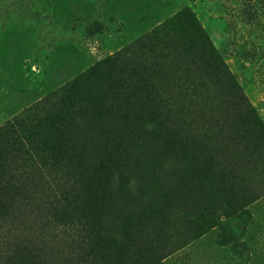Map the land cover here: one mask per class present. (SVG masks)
Masks as SVG:
<instances>
[{
    "label": "rangeland",
    "instance_id": "rangeland-1",
    "mask_svg": "<svg viewBox=\"0 0 264 264\" xmlns=\"http://www.w3.org/2000/svg\"><path fill=\"white\" fill-rule=\"evenodd\" d=\"M89 71L70 151L0 142V264H264V0H0V129Z\"/></svg>",
    "mask_w": 264,
    "mask_h": 264
},
{
    "label": "trees",
    "instance_id": "trees-1",
    "mask_svg": "<svg viewBox=\"0 0 264 264\" xmlns=\"http://www.w3.org/2000/svg\"><path fill=\"white\" fill-rule=\"evenodd\" d=\"M101 66L111 72L115 82H117L118 89H126L131 92L134 90V81L136 78L140 77L143 72V67L141 65L134 62H126L118 55L109 57ZM94 76V71H89L83 73L64 86L62 94L58 97L59 102L62 104L60 109L46 114L33 115L26 121L18 120L0 129V142L7 145L12 140H21L23 136H25L26 139H33L39 136L44 138V140H48L47 143L43 145V150L57 153L60 157L70 151L73 145L74 128L76 124L91 111L93 104L99 103V97L92 88V79ZM139 98L140 97H138V104L135 109L132 110L130 114H127V119L125 120L127 124L124 125L130 126L135 120L140 121L142 115H140L139 112L141 111L143 113L144 110H147L145 107L148 105V100H139ZM139 102L141 108H138ZM148 112L151 116H154L156 113L155 110H149ZM115 118L121 122L124 121L122 117L119 119L118 116H115ZM142 122H146L144 117ZM21 131L26 132L22 135ZM1 188H3V191L5 188H8L10 192L13 190L14 186L7 184ZM1 210H6V207L3 206ZM106 248H108V254L102 252V255L104 259H109L108 255L110 254L111 247L106 246ZM115 249L117 254L115 256L121 257L124 248Z\"/></svg>",
    "mask_w": 264,
    "mask_h": 264
},
{
    "label": "bare ground",
    "instance_id": "bare-ground-1",
    "mask_svg": "<svg viewBox=\"0 0 264 264\" xmlns=\"http://www.w3.org/2000/svg\"><path fill=\"white\" fill-rule=\"evenodd\" d=\"M26 204H27V203H26ZM26 204H25V205H26Z\"/></svg>",
    "mask_w": 264,
    "mask_h": 264
}]
</instances>
